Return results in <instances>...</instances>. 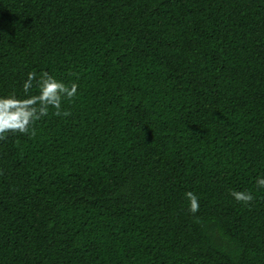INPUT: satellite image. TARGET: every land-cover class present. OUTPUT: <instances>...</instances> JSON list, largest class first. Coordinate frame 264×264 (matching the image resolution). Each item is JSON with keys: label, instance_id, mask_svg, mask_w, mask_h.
Returning <instances> with one entry per match:
<instances>
[{"label": "trees", "instance_id": "trees-1", "mask_svg": "<svg viewBox=\"0 0 264 264\" xmlns=\"http://www.w3.org/2000/svg\"><path fill=\"white\" fill-rule=\"evenodd\" d=\"M30 72L77 92L0 140V264H264V0H0Z\"/></svg>", "mask_w": 264, "mask_h": 264}, {"label": "clouds", "instance_id": "clouds-1", "mask_svg": "<svg viewBox=\"0 0 264 264\" xmlns=\"http://www.w3.org/2000/svg\"><path fill=\"white\" fill-rule=\"evenodd\" d=\"M39 89L38 94L18 99L14 95L0 98V140L6 138L9 132L28 134L31 126L39 119L48 115L49 108H55V115H61V103L63 98L72 99L77 92V85L70 87L57 81L53 76L44 72L37 79L35 72L27 74V80L23 84L24 92L27 94L33 87V82ZM70 113L64 112L67 116ZM259 188H264V179L257 181ZM231 195L242 204H250L254 199L249 192L233 191ZM190 202L189 211L196 214L199 211L197 196L189 191L186 193Z\"/></svg>", "mask_w": 264, "mask_h": 264}]
</instances>
